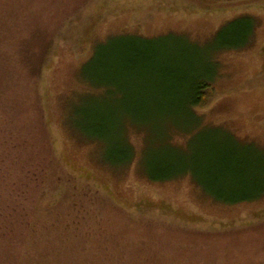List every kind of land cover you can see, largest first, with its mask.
I'll list each match as a JSON object with an SVG mask.
<instances>
[{
	"label": "rangeland",
	"instance_id": "rangeland-1",
	"mask_svg": "<svg viewBox=\"0 0 264 264\" xmlns=\"http://www.w3.org/2000/svg\"><path fill=\"white\" fill-rule=\"evenodd\" d=\"M29 4L34 16L22 34L21 54L12 53L10 65L0 63V101L9 97L19 102L18 112H28L33 125V114L37 117L40 111L33 110L31 101L42 98L60 164L81 186L98 191L126 214L111 215L101 199H87L86 194L71 198L72 191L67 192L64 197L70 202L62 197L59 203H69L68 210L75 213L82 206L80 228L98 222L92 227L99 232L78 240L89 250L67 252L64 258L72 264H264V192L234 202L214 188L219 179L223 184L230 181L232 168L259 167L245 163L248 159L238 163L240 153L264 154V0H31ZM5 15L0 20L9 22ZM243 16L256 22L252 43L217 54L218 95L196 109L202 126L224 127L220 135L208 129L171 128L184 120L151 116L135 120L123 109L103 114L101 110L114 107L121 94L84 81H93L87 70L97 44L130 34L148 38L171 34L208 47L231 27V20ZM15 19L18 28L23 18ZM5 30L9 29L1 27L0 33ZM242 31L237 26L224 39H234ZM0 56L6 61L3 50ZM39 214L41 222L55 221V216ZM108 216L109 228H99L106 226L102 221ZM73 233L75 228L65 238ZM67 242L71 244L70 239ZM125 248L124 256L117 257L118 249Z\"/></svg>",
	"mask_w": 264,
	"mask_h": 264
},
{
	"label": "trees",
	"instance_id": "trees-1",
	"mask_svg": "<svg viewBox=\"0 0 264 264\" xmlns=\"http://www.w3.org/2000/svg\"><path fill=\"white\" fill-rule=\"evenodd\" d=\"M29 1L31 0H2L3 12H0V18L5 12L10 21L0 20L4 24L0 29H9L0 33V54L3 50L6 57L4 61L0 56L1 64L5 62L10 65L15 58L11 56L21 54L18 46L22 43V34L28 29L27 24L32 23L30 17L34 16L29 11ZM17 16L23 18L18 23V28V19H15ZM231 21V27L223 29L221 34L224 33L216 39V44L207 45L209 48L171 34L158 38L130 34L113 39L103 46L97 44L99 46L96 45L97 48L95 46L93 51L95 59L90 70H87L93 81L87 78L84 81L88 86L96 82L97 88L109 91L112 87V91L121 94L114 107L104 106L101 110L103 114L113 115L117 110L123 109L135 120H146L148 116L159 120H184L180 121L181 125H171V128L203 129V132L208 129L213 135H220L224 127L202 126V117L196 109L209 105L218 95L214 88L221 67L217 54L221 51L240 50L252 43L256 24L254 18L243 16ZM237 26L243 30L242 34L231 40L224 39ZM164 71H167L166 76H162ZM29 96L30 94L25 99ZM31 104L33 110L37 108L36 112L40 111L37 117L33 114V125H30L28 112H18L19 102L10 100L9 97L0 101V264H72L70 259L64 258V254H78L82 250H89L90 246H85L78 240L94 238L99 231L92 227L98 223L96 221L95 225L80 228L81 214L78 211L83 213L82 206L75 213L68 210L71 208L67 206L69 203H59L67 192L72 191L68 196L71 198L86 194L87 199H91L90 196L101 199L109 206L107 213L111 215L115 211L126 214L116 210L117 205L110 199L112 204H108L110 201L107 202V197L98 191L81 186L66 171L53 151L42 98L31 101ZM231 144L237 148L234 153L239 154L241 150L237 144ZM250 152L240 153L241 156L236 160L242 163L243 159H248L245 163L259 164L255 171H238L232 168L230 181L223 184L219 179L214 186L219 193L225 192L234 202L253 198L258 191L264 192V154L257 156L252 150ZM219 160L217 156L214 162L217 164ZM239 165L244 164L237 166ZM250 185L253 187L250 188ZM66 201L70 202V199ZM76 201L74 206L77 205ZM78 202L80 204L81 201ZM39 211L47 216H55V221L48 218L41 222ZM102 223H106V226L100 225L99 228H109V216ZM71 228H75V233L72 238H65ZM68 239L71 244L67 242ZM54 241H59V245L56 246ZM126 249H118L117 257L124 256Z\"/></svg>",
	"mask_w": 264,
	"mask_h": 264
}]
</instances>
